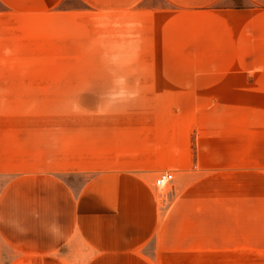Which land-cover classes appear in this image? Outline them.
Wrapping results in <instances>:
<instances>
[{
    "label": "rangeland",
    "instance_id": "obj_1",
    "mask_svg": "<svg viewBox=\"0 0 264 264\" xmlns=\"http://www.w3.org/2000/svg\"><path fill=\"white\" fill-rule=\"evenodd\" d=\"M61 8L74 11L26 18L24 34L17 31L26 43L12 46L24 59L0 61L3 147L23 146L18 133L45 142L67 128L75 150L98 148L103 133L112 139L129 131L144 134L155 154L162 134L169 164L152 175L158 220L142 252L153 257L169 245L185 264H264V29L257 17L242 26L244 18L232 15L210 22L193 13L96 11L80 0ZM79 157L86 164L65 177L75 198L102 168V157ZM12 168L0 170V230L18 227L17 179L25 171ZM165 171L173 179L158 187ZM32 183L26 180V227L40 211Z\"/></svg>",
    "mask_w": 264,
    "mask_h": 264
},
{
    "label": "crops",
    "instance_id": "obj_2",
    "mask_svg": "<svg viewBox=\"0 0 264 264\" xmlns=\"http://www.w3.org/2000/svg\"><path fill=\"white\" fill-rule=\"evenodd\" d=\"M65 1L0 0V61L14 55L24 59V53L12 46L26 43L17 34V31L24 34L26 18L29 21L46 13L57 17L58 12L74 11L61 8ZM80 1L96 11L129 10L137 15L193 13L210 22L223 20L224 16H241L242 26H254L256 16V26L264 29V0H243L244 7L219 5L224 0ZM17 135V143L23 146L7 149L3 147L4 135L0 131V170L10 166L25 171L17 179L18 227L0 230L4 244L0 248V264H185L181 250H171L169 245L158 247L153 257L142 252L155 233L158 220L152 175L169 164L164 135L158 137L161 142L155 154L147 146V137L137 132L117 131L112 139L103 133L102 143L91 150H75L73 133L67 128L45 142L30 138L29 133ZM80 155L91 156L93 160L102 157L99 159L102 168L75 198L65 177L86 164ZM27 170L31 172L26 173ZM26 180L33 181L29 196L35 209L40 210L31 227L22 222Z\"/></svg>",
    "mask_w": 264,
    "mask_h": 264
},
{
    "label": "built area",
    "instance_id": "obj_3",
    "mask_svg": "<svg viewBox=\"0 0 264 264\" xmlns=\"http://www.w3.org/2000/svg\"><path fill=\"white\" fill-rule=\"evenodd\" d=\"M173 179V174L170 172L163 173L158 179L156 180V184L158 187L165 186Z\"/></svg>",
    "mask_w": 264,
    "mask_h": 264
}]
</instances>
